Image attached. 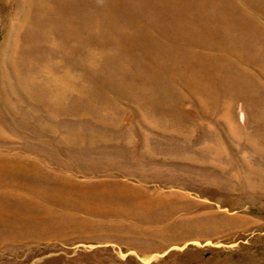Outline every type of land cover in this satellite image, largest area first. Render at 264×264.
I'll list each match as a JSON object with an SVG mask.
<instances>
[{
    "label": "rangeland",
    "instance_id": "rangeland-1",
    "mask_svg": "<svg viewBox=\"0 0 264 264\" xmlns=\"http://www.w3.org/2000/svg\"><path fill=\"white\" fill-rule=\"evenodd\" d=\"M0 264H264V0H0Z\"/></svg>",
    "mask_w": 264,
    "mask_h": 264
}]
</instances>
